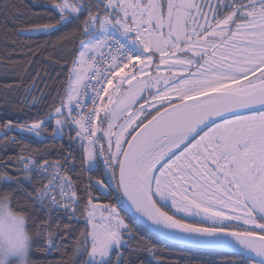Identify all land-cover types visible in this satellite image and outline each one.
<instances>
[{
	"label": "snow or ice",
	"instance_id": "1",
	"mask_svg": "<svg viewBox=\"0 0 264 264\" xmlns=\"http://www.w3.org/2000/svg\"><path fill=\"white\" fill-rule=\"evenodd\" d=\"M50 7L47 22L20 33L50 36L79 22L61 37H80L78 55L68 50L75 56L68 89H57L42 115L0 123V145H19L0 157V183L17 186L0 195L11 200L8 193L23 190L36 212L44 210L41 250L69 257L49 264H169L129 220L186 252L230 254L185 264H264V0H50ZM29 53L31 65L39 53ZM64 54L54 48L44 60L63 68ZM38 78L25 88L29 108ZM63 138L68 147L48 143ZM77 168L86 182L73 179ZM61 217L69 221L63 235ZM73 220L84 226L68 254L61 241Z\"/></svg>",
	"mask_w": 264,
	"mask_h": 264
},
{
	"label": "trees",
	"instance_id": "2",
	"mask_svg": "<svg viewBox=\"0 0 264 264\" xmlns=\"http://www.w3.org/2000/svg\"><path fill=\"white\" fill-rule=\"evenodd\" d=\"M5 5L8 6L11 12V16L8 19H5L4 15ZM49 12L55 15L54 10L50 7V0H0V123L6 119L23 121L38 114L42 115L49 105L53 103L52 98L57 93V89H60L61 93H66L68 89L69 85L66 73L68 67L71 66L72 59L75 58L74 55L68 54V50L71 49L74 54L78 55V53H75L74 45L78 44L80 37L79 35H69L67 39H61V37L66 33H72L73 29L79 26V22L69 24L50 36L40 33H32L30 36H25L20 33L21 27H26L36 22H47L48 18L44 14ZM54 48L65 50L64 59L68 61V64H65L63 68L53 65L50 60H44V56L52 52ZM28 49L39 53L35 57H32L33 63L31 65L27 64L30 53L25 55ZM25 68L28 69L27 73L24 71ZM37 74H39V78L36 79V87L33 89L32 94L28 95V99L31 100V96L35 95L38 98V102L29 108L27 104L22 103V98L25 96V88L32 83L33 78L37 77ZM5 85H13V89L6 90ZM16 85H19V87H15ZM41 96H43L42 101L39 100ZM64 98H67L66 94ZM56 102H59V97H57ZM14 106L17 109L22 108L23 111H14ZM48 143L55 144L57 148H59L60 144L68 147L67 138H63L60 141L49 140ZM37 146L35 143L33 144V147ZM18 147L19 145L9 146L5 150L0 145V157L14 154ZM51 155L55 157L56 150H51ZM76 155L79 156L78 150ZM77 172L78 168L72 170L73 179L85 180L86 182V174L84 177H79L76 175ZM16 187L15 184L0 183V191L3 189H15ZM23 187L30 191L33 190V186L27 182H23ZM8 194L11 197L13 206L18 211L26 213L28 217V227L33 234L32 246L29 253L30 264H49L51 261L68 260V255L62 256V253L59 251L48 253L41 250L44 247L46 233L41 230L38 235L37 225L45 219L44 210L40 209L39 212H36L35 209L39 205L28 199L23 190H17L14 194L11 192ZM115 195L118 196L119 193ZM98 202L108 203L109 201L101 198ZM122 215L127 214L122 212ZM128 222L137 231V238L143 236L145 239L157 244L158 248L162 250L159 258L169 262V264L170 262L185 264V261L189 257L204 261H220L230 255L225 251L209 252L208 250L189 253L171 242H162L163 238L158 237L142 224L132 223L131 220ZM54 223L55 218H53ZM64 223H69V221L61 217V235L67 231L63 229ZM70 223L73 227L68 236L61 241L62 245H67V247L63 248V252L68 254L72 251L71 244L78 235L79 230L84 226L83 220H73ZM141 259L147 260L148 258L142 254Z\"/></svg>",
	"mask_w": 264,
	"mask_h": 264
},
{
	"label": "clouds",
	"instance_id": "3",
	"mask_svg": "<svg viewBox=\"0 0 264 264\" xmlns=\"http://www.w3.org/2000/svg\"><path fill=\"white\" fill-rule=\"evenodd\" d=\"M28 223L27 214L8 195H0V264H30L33 234Z\"/></svg>",
	"mask_w": 264,
	"mask_h": 264
},
{
	"label": "built area",
	"instance_id": "4",
	"mask_svg": "<svg viewBox=\"0 0 264 264\" xmlns=\"http://www.w3.org/2000/svg\"><path fill=\"white\" fill-rule=\"evenodd\" d=\"M90 107H91V104L89 103L88 106L85 108V111H87L88 108H90Z\"/></svg>",
	"mask_w": 264,
	"mask_h": 264
},
{
	"label": "rangeland",
	"instance_id": "5",
	"mask_svg": "<svg viewBox=\"0 0 264 264\" xmlns=\"http://www.w3.org/2000/svg\"><path fill=\"white\" fill-rule=\"evenodd\" d=\"M113 99H116V97L114 96ZM140 103H143V101H140Z\"/></svg>",
	"mask_w": 264,
	"mask_h": 264
},
{
	"label": "water",
	"instance_id": "6",
	"mask_svg": "<svg viewBox=\"0 0 264 264\" xmlns=\"http://www.w3.org/2000/svg\"><path fill=\"white\" fill-rule=\"evenodd\" d=\"M144 226V225H143ZM145 228H147L146 226H144ZM148 229V228H147ZM220 251H223V250H220ZM226 252V251H225Z\"/></svg>",
	"mask_w": 264,
	"mask_h": 264
}]
</instances>
